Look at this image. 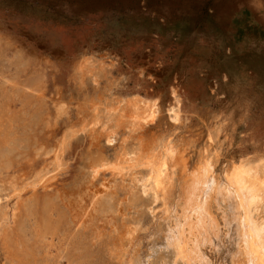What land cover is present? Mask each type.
<instances>
[{"label":"rangeland","instance_id":"obj_1","mask_svg":"<svg viewBox=\"0 0 264 264\" xmlns=\"http://www.w3.org/2000/svg\"><path fill=\"white\" fill-rule=\"evenodd\" d=\"M176 1L100 0L101 4L108 3L98 8L96 0H0V38L8 36L11 56L19 50L26 70L35 63L42 69V100L51 123L56 124L57 135L64 129L66 117L74 115L72 105L79 101L78 95L83 90L92 93L94 88L95 97L101 99L109 90L123 97L142 96L156 104L155 119L142 129L144 134L188 142L189 163L204 149L214 152V173H217L214 175L219 180L231 162L240 158L264 159V1L194 0L193 3L192 0L177 4ZM223 8L229 9L226 18L221 15ZM38 40L57 46L58 50L40 46ZM81 55L88 57L97 69L95 87L93 80H88L82 88L68 80L67 74ZM59 99L70 104L66 112L56 116L52 103ZM14 100L12 112L28 121L26 133L43 128L41 114L34 116V111L27 110L17 95ZM173 104H177L178 111L175 123L167 116V109ZM23 130L24 127L16 129L17 137H24ZM124 130L118 128L111 143L99 138L101 150L108 158L113 159L121 146L130 148L135 142L133 135L130 140L126 138ZM84 136L80 134L72 148L63 154V165L50 180L48 189L70 181L83 167L90 139ZM122 139H126V144ZM125 179L122 182L106 170L93 183L102 189L110 186L107 190L114 193L119 203L131 193L140 197L139 204L124 210L127 215L124 222L136 215V209L141 212L133 244L135 251L130 255H137L138 264H171L170 249L163 241L164 228L170 223L165 217L170 212L163 214L160 202L150 201V192L142 194L134 183ZM7 187L0 184V213L16 220L28 190L21 192L18 199L9 195L10 189L4 190ZM37 190L41 191L39 187ZM149 207L154 208L153 213ZM209 207L219 231L217 238L213 237L202 251L209 264H228L234 250L232 226H226L222 219L228 209L213 198ZM111 221L110 225L98 223L99 228L88 223L77 227L76 252L81 254L84 247L85 264H118L117 253L111 251V246L118 233L115 226L120 227L123 219L116 214ZM75 228L70 230L73 232ZM53 261L70 264L65 258Z\"/></svg>","mask_w":264,"mask_h":264},{"label":"bare ground","instance_id":"obj_2","mask_svg":"<svg viewBox=\"0 0 264 264\" xmlns=\"http://www.w3.org/2000/svg\"><path fill=\"white\" fill-rule=\"evenodd\" d=\"M228 11L223 8L221 15L226 18ZM37 43L52 51L58 50L57 46L42 40ZM10 47L8 36L0 38V184H7L4 190L10 189V196L19 199L20 193L27 190L28 196L21 200V214L16 220L0 213V264H54V258H65L70 264H85L84 247L81 254L76 252L79 249L74 242L77 227L88 223L99 228L96 226L100 222L110 225L116 214L123 221L120 227L115 226L118 233L113 244L110 243L111 251L117 253L118 264H138L137 255H131L135 251L133 244L141 212L136 209V215L132 216L129 211L131 217L124 222L127 216L124 210L139 204L140 197L131 193L119 203L114 193L107 190L110 186L103 189L94 186L93 180L106 170L122 182L127 177L142 194L150 192V201H159L163 214L170 212L165 217L170 223L164 228L163 241L170 249L171 264H209L202 248L211 244L219 231L217 220L209 210L212 198L228 209L222 217L226 226H232L234 250L228 264H264V159L240 158L231 162L218 180L214 175L217 174L214 173V152L204 149L189 163L188 142L144 134L142 129L156 116L154 100L136 95L123 97L110 90L101 99L95 97L94 88L92 93L80 92L79 101L72 105L74 115L68 113L66 125L57 135L56 124L51 123L42 100V69L35 63L26 70L20 51L15 50L12 57ZM67 75L68 80L82 88L88 80L96 82L97 69L88 57L81 55ZM16 95L27 110L34 111V116L41 114L43 128L26 133L28 121L12 112ZM68 97L72 99L70 91ZM68 103L60 99L52 103L56 116L66 112ZM176 105L167 109L168 119L173 123L178 119ZM18 127H24V137H17ZM118 128L127 131V139L133 135L135 142L130 148L120 145L119 152L115 151L110 159L101 150L99 138L103 137L107 143L115 141ZM80 134L90 138L83 167L70 181L48 189L50 180L63 165V154L72 148ZM134 134L137 135L134 137ZM122 140L126 144V139ZM148 210L154 212L152 207ZM72 227H76L73 232Z\"/></svg>","mask_w":264,"mask_h":264},{"label":"crops","instance_id":"obj_3","mask_svg":"<svg viewBox=\"0 0 264 264\" xmlns=\"http://www.w3.org/2000/svg\"><path fill=\"white\" fill-rule=\"evenodd\" d=\"M109 1V0H108ZM113 1H117V2H126V3H130L131 2V0H113ZM132 1H137V0H132ZM150 1V0H149ZM177 1H182L183 3L184 2H188V1H192V0H177ZM177 1H176V3H177ZM264 1V0H263ZM100 2V0H96V3H97V7L98 8H101V7H103V5L102 4H105V3H108V2H105V3H99ZM171 2V1H170ZM193 3L195 2L194 0L192 1ZM182 3V4H183Z\"/></svg>","mask_w":264,"mask_h":264}]
</instances>
